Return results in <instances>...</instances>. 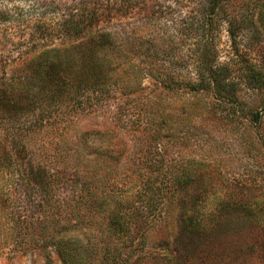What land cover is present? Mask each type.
I'll return each mask as SVG.
<instances>
[{"label":"rangeland","instance_id":"1","mask_svg":"<svg viewBox=\"0 0 264 264\" xmlns=\"http://www.w3.org/2000/svg\"><path fill=\"white\" fill-rule=\"evenodd\" d=\"M51 1L42 0L49 10ZM207 2L157 0L152 20L120 22L117 32L131 44L112 58L113 82L88 97L92 107L73 110L52 129L57 139L68 138L38 143L29 156L57 170L58 159L80 147L81 135L108 133L105 146L116 137L114 150L82 156L83 178L74 174L73 182L61 172L53 188L38 189L22 182L19 170L8 171L0 151V264H63L56 245L67 241L88 247L83 264H105V248L113 247L102 201L111 196L133 226V245L116 252V264L127 255L131 263L140 256L177 257L176 184L192 169H205L202 211L215 213L237 197L264 210V90L252 89L248 79L249 61L264 75L262 8L252 0H228L210 26L202 21ZM34 5L0 0L7 19L0 23L2 53L17 57L22 51L12 42L31 30L28 21L39 19ZM232 96L237 102L229 101ZM14 125H4L5 134ZM82 184L87 192L79 200Z\"/></svg>","mask_w":264,"mask_h":264},{"label":"trees","instance_id":"2","mask_svg":"<svg viewBox=\"0 0 264 264\" xmlns=\"http://www.w3.org/2000/svg\"><path fill=\"white\" fill-rule=\"evenodd\" d=\"M34 1V9L41 10L39 19L28 21V27L33 25L31 30L18 43L12 42L22 51L13 57L0 49V151L8 171L19 170L22 182L45 190L54 187L52 181L61 172H69L73 182L74 174L83 178L84 154L101 156L103 149L114 150L118 139L113 136L105 146V138L110 135L96 130L93 137L88 134L77 138L80 147L76 146L69 158L58 159L57 170L46 162L34 164L29 160L38 143L55 145L68 138L66 134L57 139L52 129L61 127L64 118H70L66 114L73 110L82 114L92 107H88L92 102L88 97L98 95L102 87L113 82L116 68L112 58L131 44V38L124 40L117 32L120 22L152 20L151 9L157 0H54L51 10L42 0ZM252 1L262 8L260 18L264 22V0ZM226 5L228 0H208L203 24L213 26V21L224 15ZM1 14L0 23L7 22ZM233 41L237 42V36ZM248 71L251 88L264 90L262 70L249 61ZM220 74L226 75L223 71ZM229 101L237 102L234 96ZM254 117L261 120L259 113ZM14 121L18 124H12ZM4 125L18 128L5 134ZM204 170H189L176 184L180 233L174 238V252L178 256L148 257L150 261L140 256L131 263L127 255L120 264H264V210L248 207L242 197H237L220 204L221 211L220 207L215 213L202 211L199 206L204 200L199 190L205 184L206 175H200ZM86 192L82 184L78 199H85ZM109 199L102 205L107 207L108 237L113 248H105L103 260L116 264V252L133 245V226L119 209L120 202L113 196ZM56 250L63 264H83L89 255L88 247L78 242H58Z\"/></svg>","mask_w":264,"mask_h":264}]
</instances>
